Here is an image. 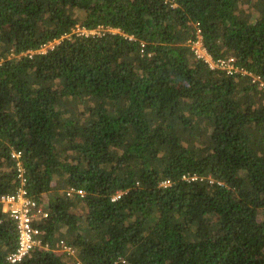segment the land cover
Returning <instances> with one entry per match:
<instances>
[{
	"label": "trees",
	"instance_id": "trees-1",
	"mask_svg": "<svg viewBox=\"0 0 264 264\" xmlns=\"http://www.w3.org/2000/svg\"><path fill=\"white\" fill-rule=\"evenodd\" d=\"M198 37L264 82V0H0V196L18 165L48 213L20 264H264V90Z\"/></svg>",
	"mask_w": 264,
	"mask_h": 264
},
{
	"label": "built area",
	"instance_id": "built-area-1",
	"mask_svg": "<svg viewBox=\"0 0 264 264\" xmlns=\"http://www.w3.org/2000/svg\"><path fill=\"white\" fill-rule=\"evenodd\" d=\"M166 2L174 3L175 0H165ZM105 32H110L113 34L118 33V30L115 29H103L99 27L96 33V30L87 31L85 29L77 28L75 33L84 36H94L102 35ZM68 37V36H67ZM58 42L49 43L42 46L39 50L35 52H29L24 54L31 58L34 54H45L47 50L54 48V45ZM54 44V45H52ZM191 50L197 59L205 62L210 69H216L225 72L227 75L232 74H241L251 77L252 82L258 83L260 89L264 90V82L261 81L258 77H252L251 74L247 73L244 69L238 68L235 65V60L232 57L228 58H219L213 60L206 50L203 48L200 37L198 40L189 43ZM11 156L13 158H19V154L12 152ZM18 178H20V187L15 193L2 195L0 196V213L5 214L14 224L17 232V244L15 250L6 257V264H20L30 253L38 248H49L47 244H43L42 236L40 230L34 226V223L48 217V213L45 211L44 207L39 205L34 199L29 198L27 191L24 189L25 178L21 168L17 165ZM168 182L165 181L162 183V186L166 187ZM67 196L78 195L83 197L84 193L81 190L76 188L69 187L65 191ZM120 198V194H116L112 201H116ZM1 223V220H0ZM61 254L67 256H73L75 258V250L70 245H67L63 240H59L56 243V250ZM76 264H80L79 260L76 261Z\"/></svg>",
	"mask_w": 264,
	"mask_h": 264
},
{
	"label": "rangeland",
	"instance_id": "rangeland-1",
	"mask_svg": "<svg viewBox=\"0 0 264 264\" xmlns=\"http://www.w3.org/2000/svg\"><path fill=\"white\" fill-rule=\"evenodd\" d=\"M96 33H97V31H96ZM113 33V32H112ZM52 45H54V44H52ZM65 190V189H64Z\"/></svg>",
	"mask_w": 264,
	"mask_h": 264
}]
</instances>
